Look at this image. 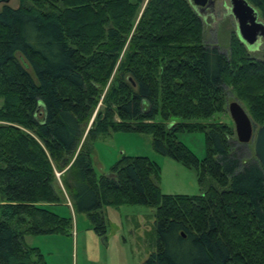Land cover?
<instances>
[{
  "label": "trees",
  "instance_id": "16d2710c",
  "mask_svg": "<svg viewBox=\"0 0 264 264\" xmlns=\"http://www.w3.org/2000/svg\"><path fill=\"white\" fill-rule=\"evenodd\" d=\"M141 1L1 5L0 264H44L24 235L70 234L71 219L49 208L62 199L55 171L100 235L101 206L153 208L155 248L141 264H264V169L235 155L231 126L203 121L223 110L229 86L252 124L264 121V56L250 57L235 34L227 53L206 44L188 0H146L136 19ZM246 1L264 20V0ZM118 130L150 134L203 190L162 193L158 165L140 155L96 177L92 143ZM197 130L201 158L177 138Z\"/></svg>",
  "mask_w": 264,
  "mask_h": 264
},
{
  "label": "rangeland",
  "instance_id": "374dc122",
  "mask_svg": "<svg viewBox=\"0 0 264 264\" xmlns=\"http://www.w3.org/2000/svg\"><path fill=\"white\" fill-rule=\"evenodd\" d=\"M41 0H8L0 1L11 7L27 5L36 8ZM146 0H142L137 8L140 14ZM49 3V1H48ZM52 3V2H50ZM55 1L53 2V5ZM48 8H51L48 6ZM198 15L202 20V39L206 44L216 45L227 53L231 34L236 35L235 21L229 10L228 0H213L211 10L206 8ZM134 19V23L136 22ZM257 19L264 24V20L257 15ZM129 42V37L123 44L118 57H122ZM250 57L262 58L264 56V40L254 47H246ZM118 62L114 64V68ZM113 68V70H114ZM111 75L107 79L101 95L98 98L90 120L99 108H101L102 94ZM224 106L221 112H215L205 122L217 121L232 127L233 123L227 112V103L237 101L247 112L244 102L235 96L232 87L224 90ZM248 114V113H247ZM249 116V115H248ZM263 122V121H262ZM261 122V123H262ZM88 122L87 126L89 125ZM261 123H253V133ZM85 132L82 135L84 139ZM227 137V136H226ZM177 138L195 154L201 158L205 153V140L202 131L179 132ZM228 138V137H227ZM232 149L235 155L243 162L255 158L253 153V135L247 142H239L235 138L234 130L231 137ZM150 134L135 131H113L105 137H99L92 143L90 160L96 177L107 174L110 167L117 161L120 155L146 156L159 167L157 185L162 193L196 195L203 190L197 182L196 172L192 168L183 166L168 156L155 152L152 148ZM256 159V158H255ZM55 171V185L60 189L61 200L59 203L68 205H49L51 211L61 216H68L72 222L71 233L63 234H36L24 235L27 245L36 246L42 253L44 264H141L142 261L155 248L156 234L153 224V208L144 205L125 204L119 206L103 205L101 211L104 218V233H96L92 224L84 212L75 211L71 200L64 190L62 182Z\"/></svg>",
  "mask_w": 264,
  "mask_h": 264
},
{
  "label": "water",
  "instance_id": "95a60500",
  "mask_svg": "<svg viewBox=\"0 0 264 264\" xmlns=\"http://www.w3.org/2000/svg\"><path fill=\"white\" fill-rule=\"evenodd\" d=\"M7 2L8 0H0ZM197 10L204 6H212L213 0H188ZM229 10L235 21V29L239 40L248 48L254 47L264 40V24L257 19L256 9L246 0H228ZM130 82L131 80L127 78ZM132 83V82H131ZM227 112L233 123L235 138L239 142H247L253 135V153L264 169V121L253 126L247 112L233 100L227 103Z\"/></svg>",
  "mask_w": 264,
  "mask_h": 264
},
{
  "label": "flooded vegetation",
  "instance_id": "af4514ba",
  "mask_svg": "<svg viewBox=\"0 0 264 264\" xmlns=\"http://www.w3.org/2000/svg\"><path fill=\"white\" fill-rule=\"evenodd\" d=\"M206 8H209V9L211 10V6H204V7L200 8V9H198V11H199V12H204ZM236 35H237V33H236ZM237 37H238V36H237ZM246 47H247V46H246Z\"/></svg>",
  "mask_w": 264,
  "mask_h": 264
},
{
  "label": "crops",
  "instance_id": "0c3cea01",
  "mask_svg": "<svg viewBox=\"0 0 264 264\" xmlns=\"http://www.w3.org/2000/svg\"><path fill=\"white\" fill-rule=\"evenodd\" d=\"M49 205H61V206H63V205H68V203H59V204H57V203H51V204H49ZM71 233V232H70Z\"/></svg>",
  "mask_w": 264,
  "mask_h": 264
}]
</instances>
